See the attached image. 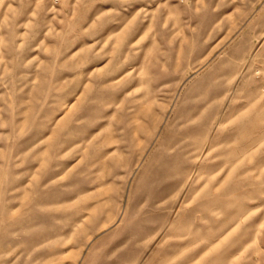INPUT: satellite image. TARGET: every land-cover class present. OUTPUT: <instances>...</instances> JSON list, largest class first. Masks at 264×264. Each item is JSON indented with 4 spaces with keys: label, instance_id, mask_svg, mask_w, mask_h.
Instances as JSON below:
<instances>
[{
    "label": "clouds",
    "instance_id": "9594fccd",
    "mask_svg": "<svg viewBox=\"0 0 264 264\" xmlns=\"http://www.w3.org/2000/svg\"><path fill=\"white\" fill-rule=\"evenodd\" d=\"M0 69V264H264V0H0Z\"/></svg>",
    "mask_w": 264,
    "mask_h": 264
},
{
    "label": "rangeland",
    "instance_id": "374dc122",
    "mask_svg": "<svg viewBox=\"0 0 264 264\" xmlns=\"http://www.w3.org/2000/svg\"><path fill=\"white\" fill-rule=\"evenodd\" d=\"M74 2V0H73ZM173 2L175 3L176 0H173ZM99 6V5H93L92 7H86L81 9V14L84 15L85 17L91 15L94 7ZM136 7L142 6L140 4L135 5ZM57 10H60V6L57 5ZM151 7H155V5H151ZM132 9H129V11H131ZM225 11H227V9H225ZM58 19H63V17H58ZM63 27V25H60L57 27V31L60 30V28ZM69 39H72L71 37H69ZM84 40L83 39H78L75 43V47H79L81 43H83ZM94 66V65H93ZM9 70L7 69H0V74H3L4 72H7ZM7 92V89L5 87H3V85H0V95H3V93ZM74 109H70V108H65L63 110V113H60L58 115H63L64 119L60 121V124L63 125L68 119L72 118ZM67 163V161H66ZM107 230V229H106ZM121 239V234H116L115 238H107L105 241H103V243H106L108 245V250H110L112 247H114L117 243L120 242ZM71 247V246H69ZM262 248H264V245H261ZM63 252H66L68 254L63 256L62 262L61 264H81L79 259H76V251L73 250L72 252H68V249H63ZM81 257L83 256V253L80 254ZM235 264H250V262L246 259V257L241 254L240 256L236 257V261Z\"/></svg>",
    "mask_w": 264,
    "mask_h": 264
}]
</instances>
